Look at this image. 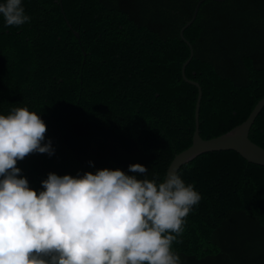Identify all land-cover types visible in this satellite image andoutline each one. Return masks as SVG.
Returning a JSON list of instances; mask_svg holds the SVG:
<instances>
[{
    "label": "trees",
    "instance_id": "obj_1",
    "mask_svg": "<svg viewBox=\"0 0 264 264\" xmlns=\"http://www.w3.org/2000/svg\"><path fill=\"white\" fill-rule=\"evenodd\" d=\"M200 1L22 0L30 22L5 27L0 15V115H40L54 149L19 161L18 178L37 192L50 173L121 170L163 182L192 145L198 88L183 78L191 50L180 31ZM184 37L209 140L264 98V0H203ZM249 138L264 149V108ZM135 164L148 173L129 172ZM177 174L201 195L172 244L180 264H264V166L214 151Z\"/></svg>",
    "mask_w": 264,
    "mask_h": 264
},
{
    "label": "clouds",
    "instance_id": "obj_2",
    "mask_svg": "<svg viewBox=\"0 0 264 264\" xmlns=\"http://www.w3.org/2000/svg\"><path fill=\"white\" fill-rule=\"evenodd\" d=\"M0 15L5 27L31 20L22 0H4ZM46 132L26 107L0 115V264H180L172 244L201 200L193 185L175 172L157 183L104 169L76 178L50 173L37 192L18 178L17 163L54 155ZM129 172L148 169L135 164Z\"/></svg>",
    "mask_w": 264,
    "mask_h": 264
},
{
    "label": "water",
    "instance_id": "obj_3",
    "mask_svg": "<svg viewBox=\"0 0 264 264\" xmlns=\"http://www.w3.org/2000/svg\"><path fill=\"white\" fill-rule=\"evenodd\" d=\"M214 1H225V0H214ZM202 2L203 0L198 3L194 11L193 18L190 21H188L180 31L181 37L183 38V40L191 50L189 59L183 65V69H182L183 78L187 83L198 88V97L196 101L195 117H194L195 130L193 133L192 145L185 151L175 156V158L173 159V161L171 162L168 168L167 173L169 172L178 173L179 169L183 165L193 161L199 155L214 151H234L249 163L259 166H264V149L259 145L255 144L254 142H252L249 138L250 129L253 123L255 122L256 118L264 108V98L257 103L253 111L250 113L249 117L242 124L234 127L229 132L209 140H204L200 135L199 113H200V106H201L203 93L199 83L189 80L185 75V69L193 57V48L190 42L184 37V31L195 20L199 7L202 4ZM76 36H79V34L76 33Z\"/></svg>",
    "mask_w": 264,
    "mask_h": 264
}]
</instances>
